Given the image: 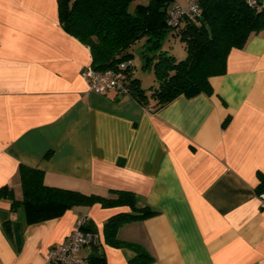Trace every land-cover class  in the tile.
<instances>
[{
	"label": "crops",
	"instance_id": "crops-1",
	"mask_svg": "<svg viewBox=\"0 0 264 264\" xmlns=\"http://www.w3.org/2000/svg\"><path fill=\"white\" fill-rule=\"evenodd\" d=\"M58 1L0 0V187L21 199L25 164L44 171L49 186L132 191L157 214L123 225L118 237L143 244L152 264H264L256 192L264 172V30L231 50L226 73L211 77L212 94L180 95L153 110L129 95L90 90L83 71L91 50L65 31ZM149 2L135 0L132 12ZM125 211L97 203L26 223L23 209L2 198L0 264H45L82 215L107 264H128L132 251L104 237L107 220ZM94 253V245L82 251Z\"/></svg>",
	"mask_w": 264,
	"mask_h": 264
},
{
	"label": "trees",
	"instance_id": "trees-1",
	"mask_svg": "<svg viewBox=\"0 0 264 264\" xmlns=\"http://www.w3.org/2000/svg\"><path fill=\"white\" fill-rule=\"evenodd\" d=\"M134 1L59 0L58 15L65 31L89 46L92 66L97 70L133 60L132 47L143 37H148L150 43L159 39L156 61L151 58L156 84L150 90L134 76V65L127 69L130 76L125 95L153 110L180 95L212 94L211 77L226 73L231 50L243 48L253 34L264 30L263 0H258L260 9L246 0H201L202 14L192 19L184 18L176 27L169 24V10L175 0H150L131 12L129 8ZM169 30L184 43L187 52L184 59L176 60L174 55L161 51L162 38ZM18 174L22 198L17 199L13 188L5 185L0 187V199L11 200L13 209H23L26 223L59 217L77 206L98 203L103 207H129L130 211L119 212L107 220L105 242L132 251L128 264H152L155 261V256L143 244L118 237L123 225L157 214L150 206H139L134 192L111 190L110 196H102L49 186L44 181V171L25 164L20 165ZM258 178L256 192L262 195L264 172L259 171ZM94 249L95 253L88 257L89 264H107L104 253H99L95 245Z\"/></svg>",
	"mask_w": 264,
	"mask_h": 264
},
{
	"label": "built area",
	"instance_id": "built-area-1",
	"mask_svg": "<svg viewBox=\"0 0 264 264\" xmlns=\"http://www.w3.org/2000/svg\"><path fill=\"white\" fill-rule=\"evenodd\" d=\"M249 5L260 9L258 0H246ZM202 14L201 0H186V4L174 1L169 10V24L178 26L184 18H196ZM134 65L133 60L120 62L115 67L97 70L88 66L83 76L88 80L90 90L98 94L115 93L122 96L128 93L127 83L130 73L129 66ZM264 203V194L261 195ZM87 217L82 215L75 228L59 245L49 249L45 264H89L88 257L82 254L84 248L99 243V235L95 231L85 229Z\"/></svg>",
	"mask_w": 264,
	"mask_h": 264
},
{
	"label": "rangeland",
	"instance_id": "rangeland-1",
	"mask_svg": "<svg viewBox=\"0 0 264 264\" xmlns=\"http://www.w3.org/2000/svg\"><path fill=\"white\" fill-rule=\"evenodd\" d=\"M133 7L134 6H130L129 8L131 12L133 11ZM144 42L145 40L141 39L132 47L135 65L134 75L141 80V84L143 85V87L150 90L151 86H154L156 84V78L154 72V64L148 66L147 57L153 58V62L154 60L156 61V59H154L155 56L153 55H145L146 45H144ZM161 48L162 50H166L168 55H174L176 57V60H181L182 58L186 57L183 43L178 36L174 35L172 30L167 31L165 36L162 38ZM154 52L151 53L154 54Z\"/></svg>",
	"mask_w": 264,
	"mask_h": 264
},
{
	"label": "water",
	"instance_id": "water-1",
	"mask_svg": "<svg viewBox=\"0 0 264 264\" xmlns=\"http://www.w3.org/2000/svg\"><path fill=\"white\" fill-rule=\"evenodd\" d=\"M160 40L159 39H156L154 40L150 45H148L145 49V51L147 53H150V52H153V51H156L157 49H159L160 47ZM147 64L148 66L151 65V58L150 57H147Z\"/></svg>",
	"mask_w": 264,
	"mask_h": 264
}]
</instances>
